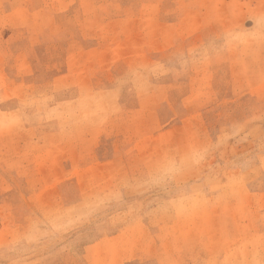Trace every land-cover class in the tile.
Returning <instances> with one entry per match:
<instances>
[{"label":"rangeland","instance_id":"374dc122","mask_svg":"<svg viewBox=\"0 0 264 264\" xmlns=\"http://www.w3.org/2000/svg\"><path fill=\"white\" fill-rule=\"evenodd\" d=\"M0 264H264V0H0Z\"/></svg>","mask_w":264,"mask_h":264}]
</instances>
